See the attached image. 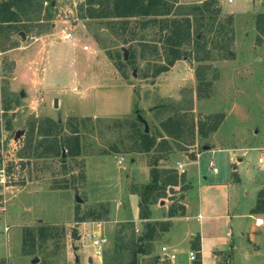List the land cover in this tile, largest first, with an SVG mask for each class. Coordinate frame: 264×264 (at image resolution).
Returning <instances> with one entry per match:
<instances>
[{"label":"rangeland","instance_id":"374dc122","mask_svg":"<svg viewBox=\"0 0 264 264\" xmlns=\"http://www.w3.org/2000/svg\"><path fill=\"white\" fill-rule=\"evenodd\" d=\"M96 1L24 0L15 9L17 21L0 34V152L7 160L0 264H72L75 257L80 264H102V259L112 264L115 250L125 262L135 247L121 249L120 240L136 244L150 228L156 234L151 251L137 253L136 264L151 263L156 257L155 264H190L197 258L190 245H199V239L200 264H264V232L257 227L253 232L255 220L247 215L256 189L264 186V167L256 161L264 158V37L255 41L252 23L254 14L264 11V0L212 4L217 19L232 14L230 59H220L211 47L214 31L200 29L192 37L207 40L204 49L210 50V59L194 60L191 40L182 46L190 54L156 75L154 64L164 62L161 22L141 28L136 18L88 17L87 10L96 8ZM203 1L164 0L170 8L167 17L193 16L187 6ZM64 32L71 39H61ZM198 63L211 65L204 74L210 88L200 98L194 78ZM215 112L223 114L217 129L206 137L197 135L196 120ZM137 114L153 138L146 151L138 139L144 124L136 120ZM167 117L178 124L173 135L160 128L159 122ZM45 118L53 121L51 132ZM16 131L20 133L14 138ZM64 142L75 144L77 150L71 149L76 154L66 151ZM230 144L246 149L241 161L236 162L240 152L231 161L225 149ZM194 153L200 158L185 167L190 186L184 215L189 219L186 226L166 232L169 221L156 218L168 217L171 206L155 215L150 208L161 193L165 196L160 189L166 182L161 178L169 174L161 173L157 156L171 166L168 182H174L175 161L182 163L183 155L196 158ZM117 157L123 158L121 165L116 164ZM138 157L149 167L147 183L152 168L160 174L159 188L143 193L146 201H141L140 212H147V218L138 217L148 175ZM222 183L226 187L219 188ZM185 186L180 183L173 189ZM204 201L210 204L201 211L198 205ZM75 208L83 216L78 223L73 221ZM224 213L230 218L226 224L220 218ZM201 223L206 234L203 255L201 238L187 236L196 234ZM73 228L75 237L70 234ZM93 230L105 239L99 255L87 236ZM160 245L172 249L173 259L160 262Z\"/></svg>","mask_w":264,"mask_h":264},{"label":"trees","instance_id":"16d2710c","mask_svg":"<svg viewBox=\"0 0 264 264\" xmlns=\"http://www.w3.org/2000/svg\"><path fill=\"white\" fill-rule=\"evenodd\" d=\"M24 0H0V34L9 31L10 27H12L13 23H15L18 19L17 11L15 10L20 3ZM175 2V0H172ZM215 3V0H204L200 4H190L188 5V10L192 13L190 16L189 13L184 14L180 17L170 16L167 17L170 13L169 6L165 5L164 0H97L96 8H88L87 15L88 17H96V18H118V19H126V18H136V22L140 25L141 28L145 27L149 22H161V28L165 29V34L163 36L162 45H163V63L154 64L153 75H156L162 71L167 70L168 66L171 65L174 60L179 59L185 55H189V51L186 52L182 46L188 45L191 40L193 42L192 58L198 62H203L210 59V50L204 49V46L207 40L199 39L197 37H192L193 32H198L200 29H203L206 32L214 31V36L210 39L212 43L211 47L217 51V55L220 59H230L233 56L231 44H232V14L228 13L223 19H217L216 13L217 9L211 12V6ZM195 12L199 15L196 16ZM253 28L256 31L255 41L257 43L260 42L261 38L264 37V11L257 12L253 16ZM211 65L209 63H198L194 68V78L196 81L195 85V95L196 97H205L207 96L210 81L204 77L206 70L210 69ZM140 116L136 115V120H140ZM142 119V118H141ZM223 119V114L221 112L209 113L200 116L196 120V133L200 137H206L207 134L214 132ZM47 122V127L49 132L52 131L53 121L49 118L44 119ZM141 121V120H140ZM142 122V121H141ZM173 120L170 117H167L159 122L161 130L166 134H172L174 130L178 129V124L174 126ZM143 124V122H142ZM57 125V124H56ZM132 126L133 123L130 122ZM56 127V126H55ZM172 127L174 129H172ZM138 139L142 143V148L144 151L148 150L153 144V138L141 129L138 132ZM162 139V140H161ZM159 143L164 142V138H161ZM63 148L66 151L71 152L73 155L76 153L72 152V149L75 151L77 147L75 144H69L68 142H64ZM72 148V149H71ZM134 148V147H133ZM133 150V149H131ZM63 162L64 160L61 159ZM61 167H64V163L60 164ZM161 173L170 174L168 169H162ZM159 171H156L154 168L151 169V179L150 182L146 183L142 187V193L139 196L138 200V217L139 218H147L146 214L141 211V201L145 202L146 197L143 195L148 189H158L160 186V180H157V176ZM169 174L166 175L165 178H161L163 180L164 185L161 187H165L166 184H171L168 182L170 179ZM173 178L175 176L173 175ZM172 179V178H171ZM158 185V186H157ZM76 207V206H75ZM178 213H182L183 207L178 205ZM174 206L171 205V211L168 216H172L175 214ZM250 214H262L263 215V227H264V187L260 188L255 194L254 205L249 209ZM73 221L75 223L83 221V216H79L77 213V209L75 208ZM161 223V222H159ZM166 229L164 226L162 230ZM264 232V229H263ZM76 230L71 229V235L73 237L76 236ZM52 234H47V237H50ZM156 236L155 229L150 228L149 233L142 234L136 238V244L132 242V240L122 241L120 240L119 248L128 249L130 246H134L135 248L130 250V258L127 261L123 262L121 256H117L119 250H115L114 259L112 264H136L135 255L137 253L147 254L151 251L152 245L151 241L153 237ZM31 238V237H30ZM147 241V242H145ZM138 243V244H137ZM24 244V240L22 241ZM118 248V249H119ZM199 245L191 244L190 250L194 251L197 258L190 262V264H200L199 263ZM31 251V249L29 250ZM159 259V257H158ZM157 261V257L152 259L151 263L147 264H155ZM155 262V263H154ZM163 262V261H160ZM72 264H80L78 261H74ZM102 264H107L105 259H102Z\"/></svg>","mask_w":264,"mask_h":264},{"label":"crops","instance_id":"0c3cea01","mask_svg":"<svg viewBox=\"0 0 264 264\" xmlns=\"http://www.w3.org/2000/svg\"><path fill=\"white\" fill-rule=\"evenodd\" d=\"M229 13V12H228ZM227 151H229L230 152V159H231V161H232V159H234L233 157L235 156V152H240V155H241V157H238L237 158V160H236V162H238V161H241V158H242V156H244V154L246 153V149L244 148V147H239L238 145H236V146H234V145H232V144H230V147L229 148H225ZM209 150V149H208ZM211 150V149H210ZM191 151H193L192 149H191ZM206 151V150H205ZM195 154V156H196V158L195 157H193V158H188V157H186L185 155H183V157H182V165H183V169H184V171L182 172V173H178V172H176L177 173V176H175V178H173L174 179V182H170L171 184H166V186L163 188V189H160L161 191H163L164 193H165V196H163V194L161 193L160 194V196L158 197V199H157V204H155V205H150V208H151V213L152 214H154L155 215V213H156V211H159V209L161 208V209H164V212L165 211H167V207L170 205H172V206H174L175 207V209L177 210V211H175V214L174 215H172V216H168L167 217V215H160L158 218H156V219H159V220H161V221H163V219L165 220V221H169V226H168V230L166 231V232H169V231H171L172 229H173V227L174 226H176V225H179V224H184V226H186V220H188L189 219V216H186V215H184V210H185V207H186V204H184V198H185V194H186V190H187V188L190 186V183H189V178H188V176L187 175H185V172H186V166L187 165H192V164H194V163H196L198 160H197V158H200V155L201 154H199V153H194ZM193 154V155H194ZM122 158V157H121ZM119 159V157H117L116 158V164L117 165H121V161H122V159L120 160V163H117V160ZM138 159H141V161H142V163L144 164V166H145V168H147V171H148V175L146 176V181H145V183L144 184H146L147 183V181H148V179H149V167H148V165H147V162H145V159H143L142 157H138ZM131 160L133 161L134 159L133 158H131ZM165 159H164V157L163 156H160V154H159V156H157V162H158V164H159V167H160V169L162 170V169H170L171 168V166H166L167 164H166V161H164ZM183 160H185V162H183ZM179 161H175V165L173 166V167H175L176 168V166H177V163H178ZM233 162V161H232ZM179 163H181V162H179ZM235 163V162H234ZM166 167V168H165ZM233 168H235V167H233ZM173 169V168H172ZM211 171V170H210ZM212 172V171H211ZM218 172V170L214 173V174H216ZM235 172V171H234ZM213 173V172H212ZM236 175V174H235ZM203 178H206L205 176H203ZM232 178L234 179V180H237V179H239V177H238V175L237 176H233L232 175ZM180 183L181 184H186L187 186H185V188L184 189H181L180 187V189L179 188H176V189H173V186H178V185H180ZM226 185H227V183H222V184H219V188H224V187H226ZM169 187H171L172 189H173V194H169L170 192H168L167 191V189L169 188ZM262 187H264V186H262ZM262 187H258L257 189H256V192L260 189V188H262ZM256 194V193H255ZM255 198V197H254ZM136 199H137V196H136ZM255 200V199H254ZM160 202H162V205H161V203ZM164 202V203H163ZM212 203H213V205H215L216 204V202L213 200L212 201ZM151 204V203H150ZM210 203L208 202V201H204V204H202V203H200L198 206H199V209L201 210V211H204V208L207 206V205H209ZM178 205H181L182 207H183V211H182V213H178L179 211H178ZM253 205H254V203H253ZM252 205V206H253ZM252 206H250V207H248V213H247V215L248 216H250V217H252V218H254V220H255V222H253V232L255 231V228L257 227L258 228V230H259V232L260 231H263V229H264V227H263V215L262 214H250L249 213V209L252 207ZM149 211H150V209H149ZM165 216V217H164ZM220 218L223 220V222H224V224H226V222H228L229 221V217L227 216V213H224V215L223 214H220ZM197 217H199V213H197L196 214V218ZM153 219H155V218H153ZM203 219H205V220H207L208 218H201V220H203ZM260 225H262V226H260ZM225 230H226V232H228V233H230V231H229V229L226 227L225 228ZM165 232V233H166ZM193 235H197L198 236V238H201V242H202V255L203 254H205V252L203 251V241H204V237H206V234L204 233V231H203V226H202V223H201V225H200V227H199V229H198V231H197V233L196 234H187V236H188V238L190 239L191 238V236H193ZM248 239V241L249 242H251L252 241V239H249V238H247ZM161 246V245H160ZM159 246V247H160ZM199 248H200V239H199ZM170 250H172V249H170ZM218 251H220V250H218Z\"/></svg>","mask_w":264,"mask_h":264},{"label":"built area","instance_id":"2783aa9c","mask_svg":"<svg viewBox=\"0 0 264 264\" xmlns=\"http://www.w3.org/2000/svg\"><path fill=\"white\" fill-rule=\"evenodd\" d=\"M61 39L69 40L71 39V34L69 32H64L61 34ZM83 48L85 49L86 47L84 46ZM256 161L260 167H264V158L262 156L257 157ZM117 163H120V159L117 160ZM207 165L213 173L217 171L216 167L211 161H209ZM6 167H7V160H5L4 156L0 152V212L4 211L3 204L6 200L5 198V191H6L5 188L7 187L5 184V182L7 181L6 180V177H7ZM176 170L178 173H182L184 171L182 163H179V162L177 163ZM87 236L91 239L90 245L93 247V249L95 248L94 253L96 255H99L100 246L105 242L104 237L102 236V234H98L97 230H93ZM158 257L160 261H166V260L169 261L173 259L174 254L172 250L162 245L159 248ZM189 259L190 260L193 259L192 254L189 255Z\"/></svg>","mask_w":264,"mask_h":264},{"label":"water","instance_id":"95a60500","mask_svg":"<svg viewBox=\"0 0 264 264\" xmlns=\"http://www.w3.org/2000/svg\"><path fill=\"white\" fill-rule=\"evenodd\" d=\"M123 58H126V51H124V53H123ZM22 91H20V95H22ZM53 106H56V99H54L53 100ZM140 120L143 122V124H144V131L146 132V126H145V123H144V121H143V119H141L140 118ZM20 133V131H16L15 132V135H14V138H16L17 136H18V134ZM63 156H64V153H63V149L61 150V157H62V159H63ZM167 191L168 192H173V190H172V188L171 187H169L168 189H167ZM75 200L76 201H78L79 199L77 198V196H75ZM160 203H162V202H160ZM36 261V259L34 258L33 260H32V262H35ZM74 261H77V258L75 257L74 258ZM88 261H90V258H88Z\"/></svg>","mask_w":264,"mask_h":264}]
</instances>
